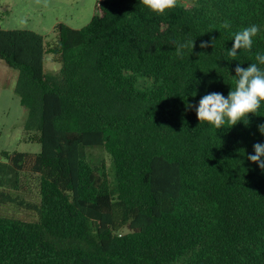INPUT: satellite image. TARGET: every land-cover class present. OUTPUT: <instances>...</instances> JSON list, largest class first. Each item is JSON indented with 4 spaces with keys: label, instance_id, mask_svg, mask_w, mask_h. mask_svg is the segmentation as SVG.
<instances>
[{
    "label": "trees",
    "instance_id": "1",
    "mask_svg": "<svg viewBox=\"0 0 264 264\" xmlns=\"http://www.w3.org/2000/svg\"><path fill=\"white\" fill-rule=\"evenodd\" d=\"M82 29L60 23L47 43L0 29V60L18 72L35 155L0 157L38 180V204L0 186V264H264V170L247 159L264 143L259 111L229 128L195 107L235 87V68L264 53V0H178L157 15L141 0H97ZM228 22L229 28L223 25ZM259 26L232 58L235 33ZM195 40L175 54L176 42ZM201 42H208L201 48ZM61 65L44 71L45 55ZM264 68V65H258ZM111 159L93 166L88 149Z\"/></svg>",
    "mask_w": 264,
    "mask_h": 264
},
{
    "label": "rangeland",
    "instance_id": "2",
    "mask_svg": "<svg viewBox=\"0 0 264 264\" xmlns=\"http://www.w3.org/2000/svg\"><path fill=\"white\" fill-rule=\"evenodd\" d=\"M97 0H0V29L32 31L42 35L47 43L56 39V26L63 23L72 29L87 26L97 13ZM61 65L53 61L51 54L45 55L44 71L56 75ZM18 72L0 60V152H21L35 155L41 152V145L25 142L27 111L16 93ZM88 161L93 165L102 163L110 169V156L103 149H88ZM8 162L0 157V186L15 188L20 183L18 194L26 202L38 204V180L29 174L15 177ZM0 216H15L33 220L32 209L15 205L0 206Z\"/></svg>",
    "mask_w": 264,
    "mask_h": 264
},
{
    "label": "clouds",
    "instance_id": "3",
    "mask_svg": "<svg viewBox=\"0 0 264 264\" xmlns=\"http://www.w3.org/2000/svg\"><path fill=\"white\" fill-rule=\"evenodd\" d=\"M142 4L157 15H164L167 10L177 7L178 0H141ZM229 28L228 22L223 25ZM260 29L258 25H251L235 33L232 48L228 55L232 58L237 57L238 52L243 49L251 51L253 38L257 36ZM195 46V40L186 42H176L175 54L183 57L184 50ZM208 42H201V48H207ZM257 63H250L247 68L239 64L235 68V87L228 92L225 97L222 93L211 92L202 96L198 106L188 104L187 108L195 107V113L199 122H206L216 129H221L226 124L229 128L237 125L241 121L248 124L249 114L255 115L264 102V53L255 55ZM261 135H264V124L258 125ZM254 154L248 155L247 159L257 164L264 170V143L253 145Z\"/></svg>",
    "mask_w": 264,
    "mask_h": 264
},
{
    "label": "built area",
    "instance_id": "4",
    "mask_svg": "<svg viewBox=\"0 0 264 264\" xmlns=\"http://www.w3.org/2000/svg\"><path fill=\"white\" fill-rule=\"evenodd\" d=\"M97 5L99 6V4H98V3H97ZM97 5H96V6H97Z\"/></svg>",
    "mask_w": 264,
    "mask_h": 264
}]
</instances>
